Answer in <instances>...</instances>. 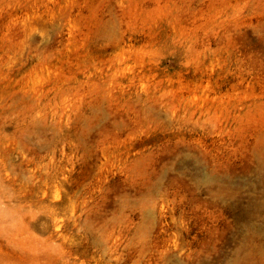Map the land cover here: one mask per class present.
Listing matches in <instances>:
<instances>
[{"label": "rangeland", "instance_id": "rangeland-1", "mask_svg": "<svg viewBox=\"0 0 264 264\" xmlns=\"http://www.w3.org/2000/svg\"><path fill=\"white\" fill-rule=\"evenodd\" d=\"M0 264H264V0H0Z\"/></svg>", "mask_w": 264, "mask_h": 264}, {"label": "bare ground", "instance_id": "bare-ground-1", "mask_svg": "<svg viewBox=\"0 0 264 264\" xmlns=\"http://www.w3.org/2000/svg\"><path fill=\"white\" fill-rule=\"evenodd\" d=\"M202 180V179H201ZM219 185H220V183H219ZM209 192H210V190H209Z\"/></svg>", "mask_w": 264, "mask_h": 264}]
</instances>
